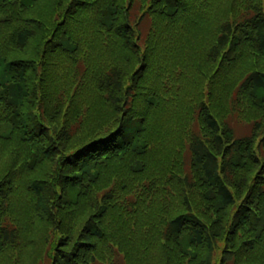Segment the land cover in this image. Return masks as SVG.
<instances>
[{
  "label": "trees",
  "instance_id": "trees-1",
  "mask_svg": "<svg viewBox=\"0 0 264 264\" xmlns=\"http://www.w3.org/2000/svg\"><path fill=\"white\" fill-rule=\"evenodd\" d=\"M157 246L264 264V0H0V264Z\"/></svg>",
  "mask_w": 264,
  "mask_h": 264
},
{
  "label": "rangeland",
  "instance_id": "rangeland-1",
  "mask_svg": "<svg viewBox=\"0 0 264 264\" xmlns=\"http://www.w3.org/2000/svg\"><path fill=\"white\" fill-rule=\"evenodd\" d=\"M48 163H49L48 161H44L43 166L47 167ZM161 251H162V248L160 246H157V248L154 249V252L149 253V256L147 258H149L151 264H162L161 259H163V257L161 256Z\"/></svg>",
  "mask_w": 264,
  "mask_h": 264
}]
</instances>
